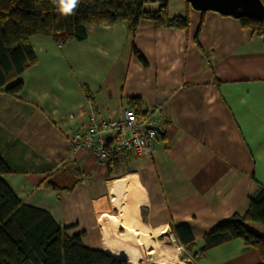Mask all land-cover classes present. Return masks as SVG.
Here are the masks:
<instances>
[{"label":"crops","instance_id":"obj_1","mask_svg":"<svg viewBox=\"0 0 264 264\" xmlns=\"http://www.w3.org/2000/svg\"><path fill=\"white\" fill-rule=\"evenodd\" d=\"M186 3L168 0L170 17H189L188 30L143 20L135 35L121 22L89 26L84 41L30 38L37 64L18 79V94L0 93V156L12 171L0 178L70 235L85 233L87 248L129 264H145L155 246L165 254L173 240L180 264H260L240 239L203 249L264 187V38ZM160 103L149 157L123 154L109 170L72 143L93 116ZM68 163L86 175L71 192L42 185Z\"/></svg>","mask_w":264,"mask_h":264},{"label":"trees","instance_id":"obj_2","mask_svg":"<svg viewBox=\"0 0 264 264\" xmlns=\"http://www.w3.org/2000/svg\"><path fill=\"white\" fill-rule=\"evenodd\" d=\"M151 2L159 6L154 12L145 10ZM69 3L72 7L63 11ZM143 20L154 22L158 28L188 30L190 25L188 16L170 17L168 0H0V93L12 97L18 94L23 88L18 79L37 64L30 38L51 37L63 44L84 41L89 26L121 22H126L135 35ZM240 22L264 38V20ZM133 52L145 63L135 46ZM131 108L138 116L148 114L140 105ZM117 158H109V170ZM10 173L0 156V176ZM60 176L58 181L56 177ZM85 176L77 165L68 163L63 172L47 177L42 185L71 192ZM256 224L264 228V187L250 197L244 213L235 214L205 238L203 251L240 239L259 252L260 264H264V233L253 228ZM70 230L60 226L49 212L23 203L0 178V264H129L87 248L83 243L85 233L70 235Z\"/></svg>","mask_w":264,"mask_h":264},{"label":"built area","instance_id":"obj_3","mask_svg":"<svg viewBox=\"0 0 264 264\" xmlns=\"http://www.w3.org/2000/svg\"><path fill=\"white\" fill-rule=\"evenodd\" d=\"M161 109L160 103L146 116H138L132 108H127L119 119L101 120L93 116L88 128L74 134L72 143L77 149L92 150L102 164H106L109 158L123 154L149 157L159 136L156 128L162 122ZM107 136L113 137L108 145Z\"/></svg>","mask_w":264,"mask_h":264},{"label":"water","instance_id":"obj_4","mask_svg":"<svg viewBox=\"0 0 264 264\" xmlns=\"http://www.w3.org/2000/svg\"><path fill=\"white\" fill-rule=\"evenodd\" d=\"M198 12H215L234 19H250L261 22L264 20V4L262 0H185ZM160 133V128H156ZM113 141L112 136L106 137V144Z\"/></svg>","mask_w":264,"mask_h":264},{"label":"bare ground","instance_id":"obj_5","mask_svg":"<svg viewBox=\"0 0 264 264\" xmlns=\"http://www.w3.org/2000/svg\"><path fill=\"white\" fill-rule=\"evenodd\" d=\"M147 250H149V249H147ZM162 251H163V249L161 250L159 246H155L154 248L153 247L151 248L150 254L152 256V259L150 261L152 264H171V263L172 264H180L178 262V259H177L179 254H180V249L177 246L173 245L172 248H169L167 251H165V254H163V255H162V253H164V252H162Z\"/></svg>","mask_w":264,"mask_h":264},{"label":"rangeland","instance_id":"obj_6","mask_svg":"<svg viewBox=\"0 0 264 264\" xmlns=\"http://www.w3.org/2000/svg\"><path fill=\"white\" fill-rule=\"evenodd\" d=\"M151 5H153L152 3H150V4H147L146 6H145V8H150V6ZM174 242L172 241L171 243H169L167 246H175V244H173ZM138 250V249H137ZM137 253V255H138V251L136 252ZM164 253H162V255H163ZM137 258V257H136ZM152 259V256H150V255H147L146 256V261H145V264H152L151 263V260ZM178 259V258H177ZM178 262H179V260H178ZM172 264V263H171Z\"/></svg>","mask_w":264,"mask_h":264},{"label":"clouds","instance_id":"obj_7","mask_svg":"<svg viewBox=\"0 0 264 264\" xmlns=\"http://www.w3.org/2000/svg\"><path fill=\"white\" fill-rule=\"evenodd\" d=\"M71 7H72V4H71L70 7H69V4H68L67 6L62 7V10L66 12V11H68V9L71 8Z\"/></svg>","mask_w":264,"mask_h":264},{"label":"snow or ice","instance_id":"obj_8","mask_svg":"<svg viewBox=\"0 0 264 264\" xmlns=\"http://www.w3.org/2000/svg\"><path fill=\"white\" fill-rule=\"evenodd\" d=\"M71 6V4L69 3V7Z\"/></svg>","mask_w":264,"mask_h":264}]
</instances>
